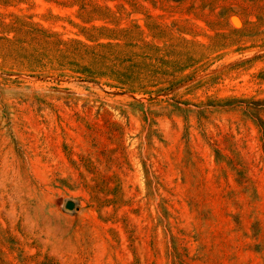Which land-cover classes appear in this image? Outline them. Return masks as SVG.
I'll use <instances>...</instances> for the list:
<instances>
[{
	"label": "rangeland",
	"instance_id": "rangeland-1",
	"mask_svg": "<svg viewBox=\"0 0 264 264\" xmlns=\"http://www.w3.org/2000/svg\"><path fill=\"white\" fill-rule=\"evenodd\" d=\"M0 264H264V0H0Z\"/></svg>",
	"mask_w": 264,
	"mask_h": 264
},
{
	"label": "trees",
	"instance_id": "trees-1",
	"mask_svg": "<svg viewBox=\"0 0 264 264\" xmlns=\"http://www.w3.org/2000/svg\"><path fill=\"white\" fill-rule=\"evenodd\" d=\"M55 42H61L63 47L56 50L57 53L54 57L48 59L42 58L43 63L33 58L34 65H42L48 63L49 65H56L60 67H79L81 70L91 73L93 75H105L108 73H116L118 78L128 77L124 76V73L132 75L133 71L129 69L128 59L131 55H125L123 52L116 51L115 54L109 55L103 53L104 48L107 49L112 44L110 42L97 43V46H89L77 39H71L68 41L55 40ZM94 47H100L98 50H94ZM51 53V52H50ZM105 54V55H104ZM109 58H111L109 60Z\"/></svg>",
	"mask_w": 264,
	"mask_h": 264
},
{
	"label": "water",
	"instance_id": "water-1",
	"mask_svg": "<svg viewBox=\"0 0 264 264\" xmlns=\"http://www.w3.org/2000/svg\"><path fill=\"white\" fill-rule=\"evenodd\" d=\"M74 207V203L70 200H68L66 203H65V208L67 209H73Z\"/></svg>",
	"mask_w": 264,
	"mask_h": 264
}]
</instances>
